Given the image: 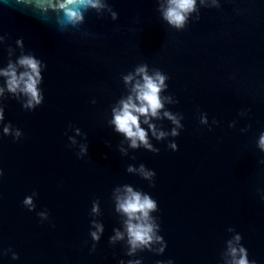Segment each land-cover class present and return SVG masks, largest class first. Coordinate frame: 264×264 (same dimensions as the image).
I'll list each match as a JSON object with an SVG mask.
<instances>
[{
    "label": "water",
    "instance_id": "obj_1",
    "mask_svg": "<svg viewBox=\"0 0 264 264\" xmlns=\"http://www.w3.org/2000/svg\"><path fill=\"white\" fill-rule=\"evenodd\" d=\"M108 2L118 19L88 11L81 28L95 35L85 37L61 33L53 13L46 21L17 0H0V67L22 54L47 65L43 104L29 111L11 96L3 101L0 264H225L236 233L249 259L264 264V152L257 147L264 132V0H197L198 13L182 30L162 18V0ZM142 64L168 77L161 95L172 97L151 123L171 133L168 110L184 125L179 136L158 140L141 117L158 153L130 147L110 123L130 94L123 76ZM8 123L22 131L19 139L3 132ZM173 141L178 150L169 147ZM141 164L156 172L154 187L127 171ZM125 184L157 201L151 214L161 224L163 252L154 244L128 255L126 235L109 243L115 229L124 231L112 194ZM34 192L29 211L22 201ZM96 199L99 216L91 214ZM46 210L49 220L41 222L37 213ZM92 219L104 224L99 242L90 236Z\"/></svg>",
    "mask_w": 264,
    "mask_h": 264
},
{
    "label": "clouds",
    "instance_id": "obj_2",
    "mask_svg": "<svg viewBox=\"0 0 264 264\" xmlns=\"http://www.w3.org/2000/svg\"><path fill=\"white\" fill-rule=\"evenodd\" d=\"M17 2L35 9L40 14V18L46 21L51 19L48 14L53 13L55 23L61 33L71 30L73 33L78 32L85 37L95 35L81 28L86 20L85 13L88 11L94 10L97 16L101 18L107 13L114 21L119 17V13L114 10L108 0H17ZM203 2L204 0H201V3ZM159 11L162 18L170 26L182 30L186 27L190 15L193 12L198 13L197 0H162ZM196 19H199V15L196 16ZM17 43L23 47L22 40L17 41ZM8 55H12L11 51ZM46 68L47 65L34 54H22L14 61L10 59L6 67H0V78H2V82H0V123L5 119L3 101L9 96L18 100L22 107L29 111L35 110L43 104L45 96L41 88L42 71ZM137 77L140 78L137 79ZM167 79L168 77L159 70L149 74L146 64L137 66L134 72L123 76L124 82L131 85L130 94L119 101V106L113 108V119L110 123L115 126V131L122 133L130 141V147L138 148L143 145L150 151L157 153L160 151L150 143L148 130L141 126V117L144 118L143 123L148 125L152 136L158 140H163L169 134L174 137L180 135V129L184 127L181 123L182 117L171 111H163V116L174 125L171 133L158 129L155 124L151 123L152 118L161 117V110L165 108V101L172 102L171 96L162 97L161 95L162 91L168 88L165 83ZM92 102L95 103L96 101L93 100ZM213 122L218 123L215 120ZM200 123H208L206 115H202ZM229 126L235 127V122ZM250 127L251 125L248 126V128ZM248 128H242L240 131L245 132ZM76 131L77 134L80 133L78 128ZM3 132L7 135H13L15 139H19L23 134L19 128L13 133L11 123L3 126ZM70 139L75 143L74 138L70 137ZM169 147L178 150L174 141L170 142ZM257 147L264 152V132L259 134ZM122 151L124 150L122 149ZM86 152L87 147L82 146L81 154ZM260 162L264 164V158ZM127 171L138 172L143 179L150 181V186H155L156 172L147 169L144 164H141L139 169L129 165ZM0 175H2V170H0ZM34 195H38V193L34 192L32 196H26L22 201L23 206L29 211H34L36 208L33 201ZM112 199L115 211L125 219L123 221L124 231L115 229V234L109 238V243L115 244L118 240H124L126 235L129 245L128 255H133L137 250L147 249L151 251L154 244H160L161 247L157 251L163 252L166 242L158 234L161 224L157 223V217L151 214L159 210L157 201L149 194L137 191L128 184L115 188ZM261 199H264V196ZM91 214L93 216L101 214L99 199L93 201ZM37 215L43 222L49 220L50 214L46 210L37 213ZM91 224L95 230L90 232V236L93 241L99 242L104 232V224L97 219H92ZM229 231H234V229L229 228ZM241 240V234L236 233L232 239L227 241V249L224 254L226 257L225 264H257V261L249 259L248 249L241 243ZM92 250L95 251V244H93ZM12 258L18 259V254L13 252ZM120 264H124V262L120 261ZM128 264H140V261H129ZM167 264H172V261H168Z\"/></svg>",
    "mask_w": 264,
    "mask_h": 264
}]
</instances>
